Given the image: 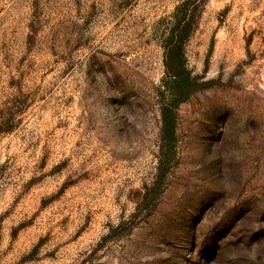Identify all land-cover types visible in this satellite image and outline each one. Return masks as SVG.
I'll list each match as a JSON object with an SVG mask.
<instances>
[{
    "label": "rangeland",
    "instance_id": "374dc122",
    "mask_svg": "<svg viewBox=\"0 0 264 264\" xmlns=\"http://www.w3.org/2000/svg\"><path fill=\"white\" fill-rule=\"evenodd\" d=\"M185 1L0 0V264H264V0Z\"/></svg>",
    "mask_w": 264,
    "mask_h": 264
},
{
    "label": "trees",
    "instance_id": "16d2710c",
    "mask_svg": "<svg viewBox=\"0 0 264 264\" xmlns=\"http://www.w3.org/2000/svg\"><path fill=\"white\" fill-rule=\"evenodd\" d=\"M198 0H187L181 6H179L175 12L177 19H192L193 8L198 6ZM192 7V8H191ZM181 20L177 22L176 28L179 29L181 26ZM187 23H184L183 28ZM189 26V23L187 24ZM182 28V29H183ZM179 29V30H182ZM181 40L178 35L172 32L169 41L167 42L166 49V66L171 79V93L173 95L172 100H184L189 94L191 86V77L186 71L184 64L179 61V56L177 51L180 46L179 43ZM175 106L173 103H169V106L162 108V117H163V128L162 135L164 139L172 140L173 134L175 131L176 115L174 112Z\"/></svg>",
    "mask_w": 264,
    "mask_h": 264
}]
</instances>
